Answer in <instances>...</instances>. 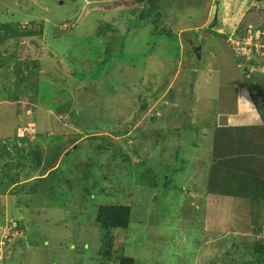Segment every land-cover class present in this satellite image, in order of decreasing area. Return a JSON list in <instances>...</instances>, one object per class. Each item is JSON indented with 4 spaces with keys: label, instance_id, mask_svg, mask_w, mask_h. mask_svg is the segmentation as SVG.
<instances>
[{
    "label": "rangeland",
    "instance_id": "374dc122",
    "mask_svg": "<svg viewBox=\"0 0 264 264\" xmlns=\"http://www.w3.org/2000/svg\"><path fill=\"white\" fill-rule=\"evenodd\" d=\"M155 1L168 34L132 0H0V21L43 24L40 41L10 39L2 56L48 62L0 65V141L48 170L0 192V264H106L92 219L108 203L131 208L109 256L137 264H233L264 239V204L204 192L214 128L264 125L261 36L240 34L264 33V0Z\"/></svg>",
    "mask_w": 264,
    "mask_h": 264
},
{
    "label": "trees",
    "instance_id": "16d2710c",
    "mask_svg": "<svg viewBox=\"0 0 264 264\" xmlns=\"http://www.w3.org/2000/svg\"><path fill=\"white\" fill-rule=\"evenodd\" d=\"M144 4H147L148 7L146 8L143 6ZM133 5L136 7H132L130 13H135L137 20H150L154 25L153 34L169 33L164 27L158 29L156 26V22L160 19V15L156 12L155 0H132L131 6ZM262 11L264 12V8ZM11 21L12 22L7 20L4 22L0 21V44H4L13 38L15 40H30L33 38L40 41L43 33L42 23L36 29H29L28 27L20 26L18 21ZM244 33L245 31L243 30L240 34L242 35ZM260 36L261 39H263L264 33L261 32ZM32 43L35 48L37 44L35 42ZM18 57V53L15 54V52L10 53L8 56H2L0 53V65L3 62L14 61L19 73V64L23 63L24 67L28 69V63L31 62L29 61L30 59L33 60L31 64L34 67H38L45 63L48 64L46 61L47 59L44 61L39 55L38 58L35 59L30 58V53H27V57L25 58ZM239 59L240 58H238V61ZM245 68L247 69V67ZM253 84L254 83L251 82L252 86ZM252 86L248 85L250 89L248 93L252 101H256L258 94L256 91H252ZM2 90L3 88L0 87V98L2 96ZM7 96H3L2 99L6 100L12 97L10 94H7ZM142 109H146V105ZM154 117L150 118V120L154 121ZM212 138V161L209 167V178L206 180V189L204 192L224 200L227 198L230 200L234 199L233 201L236 203L239 199L246 200L249 203L257 204L260 208V206L264 204V125L216 126L212 133ZM24 139L27 140L28 138ZM10 141L13 142V145H9L8 142ZM14 141L15 140L11 138L3 139L2 142L0 141V186L3 188L0 189V192L3 194L6 190L15 194V190L17 189H14V187L18 186L20 189L24 187V184L19 180L21 173L25 176V178H23L24 181H31L29 179L34 177L30 175L33 171L40 173L37 175L39 177H44L48 171L46 169L43 171L46 166L42 165L40 152L37 155V162L31 163L30 160H28L30 150L25 153V148L18 146L19 141L15 142V144ZM28 141L31 142L30 140ZM21 142L24 144L26 143L24 141ZM25 145L28 147L27 144ZM16 146L21 148V152L25 156L24 163H21V166L18 164V166L21 167L19 171L18 169L14 170L16 160L12 150ZM36 152L34 154H36ZM67 153L68 150L63 151L64 155ZM54 167L55 165L50 169ZM9 173H11L12 176H9ZM9 186L12 188L7 189ZM195 190H197V188ZM18 195L19 194H17V196ZM202 195L204 197L205 193ZM130 216L131 208L129 205L108 203L98 206L92 222L95 227H97L99 233V252L103 250L107 254L104 255L107 256L105 259L106 264H137L132 257L123 255L119 250L114 252L115 255H113V257L109 256V253H111L109 249L112 239L110 232L115 229L125 230L129 225ZM252 222L255 224V233H257V230H261V226L255 219H253ZM13 239L16 240L15 238ZM13 244L15 246L13 247L15 252L18 243L13 242ZM251 247V251L238 253L236 257L237 261L234 260L233 262L232 260L231 262L233 264H253V258H255L256 264H264V239L262 238L255 241ZM226 254H229V251H226Z\"/></svg>",
    "mask_w": 264,
    "mask_h": 264
},
{
    "label": "clouds",
    "instance_id": "9594fccd",
    "mask_svg": "<svg viewBox=\"0 0 264 264\" xmlns=\"http://www.w3.org/2000/svg\"><path fill=\"white\" fill-rule=\"evenodd\" d=\"M248 31H249L250 33H248ZM255 32H258V33L261 35V32H260L259 30L254 31V30H252L251 28L246 29V33H244V35H246L245 38L248 37V36H253ZM238 37H239V38H238ZM238 37L234 36L233 34H230V35H227L226 39L230 40V39L232 38L231 40H239V41H243V40H245L244 37L241 38V35L238 36ZM260 41L264 43V38L261 39ZM232 47H233V46H232ZM255 54H256V53H255ZM242 55H243V54H242ZM256 56H258V55L256 54ZM26 130H27V129H26Z\"/></svg>",
    "mask_w": 264,
    "mask_h": 264
},
{
    "label": "built area",
    "instance_id": "2783aa9c",
    "mask_svg": "<svg viewBox=\"0 0 264 264\" xmlns=\"http://www.w3.org/2000/svg\"><path fill=\"white\" fill-rule=\"evenodd\" d=\"M248 33H250V32L248 31ZM259 45H260V47L258 49ZM259 45L254 49V51H255V53H257L258 56L263 57L264 56V43L260 41Z\"/></svg>",
    "mask_w": 264,
    "mask_h": 264
},
{
    "label": "water",
    "instance_id": "95a60500",
    "mask_svg": "<svg viewBox=\"0 0 264 264\" xmlns=\"http://www.w3.org/2000/svg\"><path fill=\"white\" fill-rule=\"evenodd\" d=\"M213 23V22H212ZM212 23L210 24V26L212 25ZM197 57L199 58V54H197Z\"/></svg>",
    "mask_w": 264,
    "mask_h": 264
},
{
    "label": "crops",
    "instance_id": "0c3cea01",
    "mask_svg": "<svg viewBox=\"0 0 264 264\" xmlns=\"http://www.w3.org/2000/svg\"><path fill=\"white\" fill-rule=\"evenodd\" d=\"M27 129V128H26Z\"/></svg>",
    "mask_w": 264,
    "mask_h": 264
}]
</instances>
